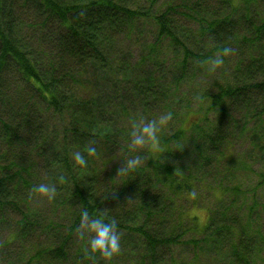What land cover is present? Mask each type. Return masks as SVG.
Masks as SVG:
<instances>
[{"label":"trees","instance_id":"obj_1","mask_svg":"<svg viewBox=\"0 0 264 264\" xmlns=\"http://www.w3.org/2000/svg\"><path fill=\"white\" fill-rule=\"evenodd\" d=\"M164 111L158 147L117 175L133 124ZM263 162L264 0H0V264H264ZM84 207L116 220L111 261L79 235Z\"/></svg>","mask_w":264,"mask_h":264},{"label":"clouds","instance_id":"obj_2","mask_svg":"<svg viewBox=\"0 0 264 264\" xmlns=\"http://www.w3.org/2000/svg\"><path fill=\"white\" fill-rule=\"evenodd\" d=\"M230 47H224L223 50L215 57L207 61V71L215 72L225 63V57L231 53ZM171 119V113L168 111L162 112L158 117L153 119H145L140 117L133 124L130 131V148L133 154L122 160L123 166L118 170V174H127L136 168L140 167L145 161L142 150L146 146H151L156 149L160 143V136L168 121ZM183 146H178L176 150ZM88 156L97 155V148L89 146L87 148ZM74 164L83 168L87 167L88 159L81 151L72 153ZM63 176L60 177V182H63ZM36 191L43 197L49 200L55 198L57 187L55 184L40 183ZM79 235L81 238H86L88 251L99 256L105 261H111L121 252V234L117 230V222L115 219H109L103 214L90 213L87 207L82 208L80 212Z\"/></svg>","mask_w":264,"mask_h":264},{"label":"rangeland","instance_id":"obj_3","mask_svg":"<svg viewBox=\"0 0 264 264\" xmlns=\"http://www.w3.org/2000/svg\"><path fill=\"white\" fill-rule=\"evenodd\" d=\"M143 28H147V30L144 31V33H142V34H143L144 40L148 41V40H150V34H149L148 30L151 28V26L144 24ZM142 34L137 33V35H134L132 38L133 41L140 39L141 38L140 36ZM122 46H124V44H122ZM165 46L166 45H164V47ZM142 52H143V48L140 46V44L135 43V45L133 44V47H131V54H132L134 60H137L141 56ZM176 97L182 98L183 96L178 92L176 94ZM184 118H185V122L183 124V127L188 128L191 121H193L195 118H197V114L192 111V112H189L187 115H185ZM146 149H147V146L142 151H145ZM129 150H131L130 147H129ZM256 169L263 170L264 166H262V165H260V163H258L255 165L254 172ZM240 177L243 179V185H246L248 187H253V185L257 182L256 177L254 175L247 176L245 173H243ZM257 196L259 197L260 201L264 202V186H262L261 189H259V188L257 189ZM207 201L210 202L209 198L207 199ZM192 212H194L196 214L197 225H198V228L201 229L202 226L205 224L204 222L207 218V206L203 204V205H200L198 207H194Z\"/></svg>","mask_w":264,"mask_h":264}]
</instances>
